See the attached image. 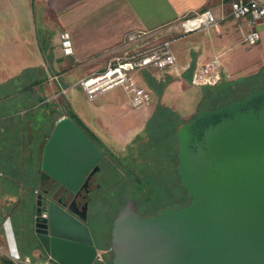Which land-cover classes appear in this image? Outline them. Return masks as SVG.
Returning <instances> with one entry per match:
<instances>
[{
    "label": "crops",
    "instance_id": "0c3cea01",
    "mask_svg": "<svg viewBox=\"0 0 264 264\" xmlns=\"http://www.w3.org/2000/svg\"><path fill=\"white\" fill-rule=\"evenodd\" d=\"M205 10L216 19L217 27L213 28L219 35L218 26L231 19L227 0H0V146H8L14 139L6 131L30 130L29 121L23 120L30 114L31 99H41L38 105L44 107L42 114H57L46 110L50 104L59 111L57 120L69 114L75 116L104 154L110 153L113 158L111 154L117 152L143 166L150 158L142 161L141 147L153 138L151 133L166 130L176 169L178 129L205 108L206 99L216 97L217 101L224 88L238 86L235 78H223L227 87L191 83L195 70L215 59L225 76L233 75L232 68L221 61L223 51L215 49V41L210 49L204 43L210 28L182 32L183 18ZM238 23L248 28L246 35L253 29L247 19ZM136 31L153 32L156 41L170 39L175 69L134 73L138 84L151 94L149 104L142 108L132 109L129 95L120 87L87 100L77 83L103 70L108 60L121 51L126 36ZM62 33L70 36L71 56L61 51ZM33 83L36 85L30 88ZM25 171V166L19 165L16 170L0 166V233H4L5 221L10 223L7 206L28 192ZM21 204L24 209V199ZM6 227L15 252L9 225ZM97 248L95 263H100L107 254ZM22 257L29 260L32 254Z\"/></svg>",
    "mask_w": 264,
    "mask_h": 264
},
{
    "label": "water",
    "instance_id": "95a60500",
    "mask_svg": "<svg viewBox=\"0 0 264 264\" xmlns=\"http://www.w3.org/2000/svg\"><path fill=\"white\" fill-rule=\"evenodd\" d=\"M176 138L177 175L189 203L143 218L128 199L112 222L111 264H264V86L241 100L198 111ZM103 158L64 117L55 122L39 167L55 187L75 194ZM42 203L37 193L33 222L43 259L94 264L98 250L83 220L53 202L43 217ZM11 236L16 249L12 231Z\"/></svg>",
    "mask_w": 264,
    "mask_h": 264
},
{
    "label": "rangeland",
    "instance_id": "374dc122",
    "mask_svg": "<svg viewBox=\"0 0 264 264\" xmlns=\"http://www.w3.org/2000/svg\"><path fill=\"white\" fill-rule=\"evenodd\" d=\"M260 24V21L255 23L256 26ZM218 28L220 36L211 27L204 36V43L210 49L212 42L215 41V49L223 51L221 61L227 63L233 72V75L225 76L224 79L231 80L235 78L233 80H237L236 83L241 84L242 80L255 76L257 77L255 82L242 83L243 87L241 89L259 88L264 83L263 31H260V42L255 46H249L244 42V37L248 31L245 25L229 19L222 26L219 25ZM163 40L170 41V39L166 38ZM215 100L216 97L214 99H206L203 102V106L210 108L216 102ZM225 100L228 99L226 98ZM172 124H174V121ZM151 135H153V138L151 137L152 139L149 143L141 147L143 150L142 155H140L142 161L147 157L150 158L148 167H144L138 160L125 157L117 152L111 154L113 158L109 156L110 153L108 155L105 154L109 167L106 169L105 162L103 163L104 167L101 172L103 181L100 189L94 195L95 201L90 207L88 221L93 240L104 248L110 247L108 242L110 240L112 222L125 199L132 197L134 201L136 200L138 214L143 218L158 214L163 208V204L169 200V197L172 198L171 206L184 199L183 206L188 204L184 197V192L181 190L182 186L175 174V160L169 146L171 137L166 136L168 132L162 129H157ZM23 164H20L21 168L24 167ZM148 172L153 177L156 175V178L144 179ZM17 178L19 177L17 176ZM143 182L144 184H142ZM34 195L30 196L29 192L24 191L19 195V198L13 199V202L7 206L11 211V213L8 212V216L19 260H15L10 256L9 247L3 232L0 233V256H7L16 264H27L25 263L27 259L23 258L22 254L30 255V249L34 245L29 229L33 206H30L29 211H27L23 209V204H21L23 199L25 200L29 196L33 201ZM150 201L151 204L147 203ZM1 228H3V225ZM11 231L9 234L12 239ZM101 236H104V242L100 240ZM31 254L34 261L29 259V264H35L44 258L43 256L39 257L36 250ZM111 260L112 254L108 252L102 262L94 264H110Z\"/></svg>",
    "mask_w": 264,
    "mask_h": 264
},
{
    "label": "built area",
    "instance_id": "2783aa9c",
    "mask_svg": "<svg viewBox=\"0 0 264 264\" xmlns=\"http://www.w3.org/2000/svg\"><path fill=\"white\" fill-rule=\"evenodd\" d=\"M229 16L234 21L247 19L253 27L244 37V42L254 46L260 41V31L264 33V0H227ZM256 21L261 24L256 26ZM183 33L194 32L199 29L217 27V21L205 10L185 17L180 21ZM155 34L147 31L129 33L123 41L121 51L113 55L105 68L81 79L77 85L87 100H93L114 88L120 87L129 95V106L139 109L149 104L151 94L145 90L134 78V73L141 70L175 69V56L170 50L169 41H156ZM60 47L64 56L73 55V48L68 33L60 35ZM188 67L185 68L187 70ZM225 77L219 62L215 59L199 67L192 75L191 83L198 87H213ZM43 217L46 215L43 213ZM10 256L19 260L18 252L11 249ZM27 264L29 261L26 260ZM35 264H52L50 259H42Z\"/></svg>",
    "mask_w": 264,
    "mask_h": 264
},
{
    "label": "trees",
    "instance_id": "16d2710c",
    "mask_svg": "<svg viewBox=\"0 0 264 264\" xmlns=\"http://www.w3.org/2000/svg\"><path fill=\"white\" fill-rule=\"evenodd\" d=\"M256 78L257 77L254 76L251 78L244 79L241 81V84L242 83H244V84L253 83L256 81ZM222 81L223 80H221L217 85H215L213 87H220V86L227 87L226 83L222 82ZM241 84H238L237 88H230V87L224 88V90H222L221 97L210 108H204L203 110H214L219 106L228 104L229 101L241 100L244 97H246L248 94L257 91L261 87L264 86V83H263L259 88L251 87L247 90H242L241 87H243V85H241ZM33 85H36V83H33L30 86V88ZM226 98L228 100H225ZM40 101H42V100L41 99H39V100L31 99V103H30V107H29L30 108V110H29L30 114L27 116L26 119L22 118V119H24L23 121H27V120L29 121L30 130H27L24 128V129L14 130L13 132L10 130L6 131L5 133H7L8 135L13 134L14 139L10 145L2 146V147L0 146V166H7L8 168L11 167L12 170H16V168H18V166L20 164L24 163L23 165L26 167V171H25L26 177H25L24 182L27 184L28 192L30 193V196L31 195L33 196V194L39 193L41 191V188H43L48 181L47 176L43 175L42 172L40 171V167H39L40 161H41L40 160V153H41V148H42L43 144L46 142V140L49 137V130L57 121V114H59L57 107L55 108V106L50 105V104H47L45 106L46 110L50 109L51 112H56L57 114H55L54 116L52 114H47V115H45V113L42 114L41 109H43L44 107L42 105L41 106L38 105V103ZM68 117L81 129V131H83L87 135V137H89L94 142L93 136L75 118V116L69 114ZM26 134H28L27 138H25ZM22 137H24V138H22ZM2 154H4V156H7L11 160H9V159L5 160L4 156H2ZM23 154H24V156H23ZM21 159H23V160L21 161ZM148 163L149 162L145 163L144 166L148 167ZM149 172L145 175L144 179H155L156 175L153 177V175L150 174ZM175 174H176V177L178 178V181H179V177L177 175V168L175 169ZM179 183H180V181H179ZM142 184H144V182ZM180 185H181V183H180ZM181 190L183 192H185V194H186V191L183 188V186H182ZM151 192H152V190H151ZM149 193H150V191H149ZM185 194H184V196H185ZM30 196L24 200V209L27 211H29L30 206H33V201L31 200ZM130 198H132V197H130ZM147 203L151 204V201L147 202ZM97 246L99 248H101V250H109V247L104 248V247L100 246V244H98ZM30 260L34 261V258L31 257ZM0 264H16V263L14 261H12L10 258H8L7 256H0Z\"/></svg>",
    "mask_w": 264,
    "mask_h": 264
},
{
    "label": "flooded vegetation",
    "instance_id": "af4514ba",
    "mask_svg": "<svg viewBox=\"0 0 264 264\" xmlns=\"http://www.w3.org/2000/svg\"><path fill=\"white\" fill-rule=\"evenodd\" d=\"M104 161H105V163H104ZM107 162L108 161L105 158V154H104V158L98 164L99 170L93 174L90 171L85 176V180H87V185L86 186H83V185L80 186L75 194L68 192L67 190H65L64 188H62L60 186L55 187L53 182L51 180H48L46 185L43 188H41V191L39 192L42 194V202H43L42 204H43V209H44L43 213L45 215H47L45 207L47 206V204L49 202H53L54 204L61 207L65 211H67V209H70L72 211V215H74L76 218H78L81 221L83 220V223L89 229L88 221H89L90 207L94 203V201H95L94 195L100 189L101 182L103 181V179L101 177L102 168L104 167L103 163L106 165V169H108V167H109ZM184 194H185V192H184ZM184 197L186 198L187 202L189 203V201H190L189 197L186 194ZM128 199H132V198H130V197L127 198L124 201V203ZM171 199L172 198L169 197V200L165 204H163V208L161 209V211L164 209H173L176 205H180L181 207H184L183 202L185 199L182 200L181 202L176 203L175 205H172V206L170 205L172 202ZM136 206H137V203H136ZM35 210H36V194H35V197L33 199V209H32V213H31V221H30V227H29L30 233H31L33 241H34L33 242L34 245L31 247L30 252L32 253L33 251L36 250L38 252L39 257H42L43 253L41 252L40 247H39V243L36 239L35 226H34V222H33V216H34ZM137 212H138V208H137ZM155 215H157V214H154L152 216H155ZM89 232H90V229H89ZM90 234H91V232H90ZM91 237L93 239L92 234H91ZM100 240L102 242H104V240H105L104 236H101ZM93 242L97 248V244L95 243L94 240H93ZM109 244H110V242H109ZM97 250L99 252L98 248H97ZM102 252H103V254H107L108 252H110V250H102ZM52 264H54V263L52 262Z\"/></svg>",
    "mask_w": 264,
    "mask_h": 264
}]
</instances>
